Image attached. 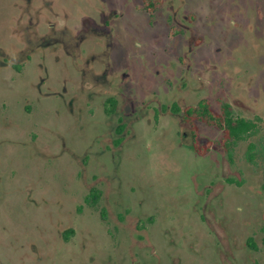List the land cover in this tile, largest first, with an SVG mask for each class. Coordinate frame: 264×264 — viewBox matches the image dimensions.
Returning a JSON list of instances; mask_svg holds the SVG:
<instances>
[{"label": "rangeland", "instance_id": "374dc122", "mask_svg": "<svg viewBox=\"0 0 264 264\" xmlns=\"http://www.w3.org/2000/svg\"><path fill=\"white\" fill-rule=\"evenodd\" d=\"M201 99L264 139V0H0V264H264V149H195Z\"/></svg>", "mask_w": 264, "mask_h": 264}, {"label": "trees", "instance_id": "16d2710c", "mask_svg": "<svg viewBox=\"0 0 264 264\" xmlns=\"http://www.w3.org/2000/svg\"><path fill=\"white\" fill-rule=\"evenodd\" d=\"M143 1L145 3V9L146 11H148L149 14L153 13L154 8H156L157 3H159V0H143ZM108 101L111 110L115 106V101L112 98L109 99ZM182 117L186 121V123L192 127L194 148L201 151L206 150L208 144L204 147L198 145L197 129L194 126V121L196 120L220 130L223 133V143L225 144L227 151H229L228 142L230 144L231 143L233 144L237 140L244 139L245 134L251 130L249 129V127H251L250 121L244 120L243 118L238 117L236 115H231V113L227 110V106H224V109L221 113H217L209 107L206 101H202L199 105L196 106L186 107L183 110ZM118 131H121V127H119ZM98 198H99V191L96 189H91L87 196L86 201L90 204H96ZM70 233L72 232L68 231L64 235V238L67 239ZM250 242L252 241L250 240ZM250 247L256 248L253 243H251Z\"/></svg>", "mask_w": 264, "mask_h": 264}, {"label": "flooded vegetation", "instance_id": "af4514ba", "mask_svg": "<svg viewBox=\"0 0 264 264\" xmlns=\"http://www.w3.org/2000/svg\"><path fill=\"white\" fill-rule=\"evenodd\" d=\"M109 99H111V98H109ZM113 99V98H112ZM115 101V100H114ZM202 101H206L207 103H208V105H209V107L211 108V109H213L212 107H211V102L209 101V100H207V99H201V100H199L196 104H191V105H187V106H185V107H183V108H179V107H177V106H175L172 110L175 112V113H181L180 115H181V117H182V113H183V110L186 108V107H188V106H196V105H199ZM115 104H116V101H115ZM224 106H227V110L231 113V115H234V113L232 112V110H231V105L230 104H228V103H224V104H222L221 105V108H220V112H217V111H215L214 109V111L215 112H217V113H221L222 111H223V109H224ZM176 108V109H175ZM176 110V111H175ZM236 116H238V117H241V118H243L244 120H247V121H250V123H251V127H249V129H251L250 131H248L246 134H245V137H244V139H241V140H237V141H247L248 140V143H249V147H248V152H247V157H248V159L250 160V161H254L255 160V157L256 156H259V151L257 150V149H260V147H262L263 149H264V139H262V140H258V142L256 143V141H254V140H252V137H254V136H256L257 138L258 137H260V135H258V130H259V126H258V124H257V122H256V120H254V119H252V118H246V117H244V116H242V115H240V114H238V115H236ZM182 119H183V117H182ZM184 120V119H183ZM186 122V121H185ZM199 121H194V126L196 127V129H197V125H196V123H198ZM200 123H202V122H200ZM206 125V124H205ZM208 126V125H207ZM209 127H211V126H209ZM214 128V127H213ZM216 129V128H215ZM217 131H219L220 132V134H221V136H220V139L219 140H217V141H213V142H210L209 144H208V147L210 148L212 145H214L215 143L216 144H218V145H220V146H222L223 148H224V150H225V152L227 153V156L228 157H231V155L229 154V151H227L226 150V147H225V144L223 143V133L220 131V130H218L217 129ZM251 133V134H250ZM254 133H256V135L254 134ZM236 141V142H237ZM197 142H198V140H197ZM230 142H232V141H230ZM228 144H229V150L231 149V147H232V145L233 144H235V143H229L228 142ZM261 145V146H260ZM201 147H204V146H201ZM251 149V150H250ZM68 231H73L71 228H69L68 230H66L65 232H64V234H63V237H64V235L68 232ZM64 240H65V238H64ZM250 240L252 241V242H250ZM251 243H253L254 245H255V247L256 248H251L250 247V245H251ZM246 246H247V249L248 248H250V249H253L254 251H256V250H258V246H257V243L255 242V239H253L252 237L251 238H248V240H247V243H246ZM254 251H253V253H254Z\"/></svg>", "mask_w": 264, "mask_h": 264}]
</instances>
